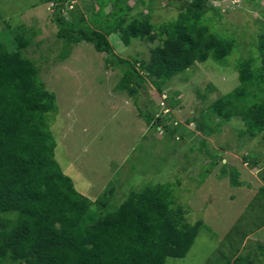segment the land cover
<instances>
[{
  "label": "rangeland",
  "instance_id": "374dc122",
  "mask_svg": "<svg viewBox=\"0 0 264 264\" xmlns=\"http://www.w3.org/2000/svg\"><path fill=\"white\" fill-rule=\"evenodd\" d=\"M204 1L208 12L202 22L218 36L233 40V52L224 65L213 59L196 62L162 83V93L155 79L141 71L145 82L134 97L118 87L122 65L127 62L141 70V62L148 61L161 38L125 44L117 27L124 15L127 23L149 16L159 32L163 24L177 19L181 5L193 0H67L62 12L67 21L76 24L85 16L91 28L111 31L112 56L98 53L87 42L65 50L50 0H0V43L14 52L17 36L29 42L25 56L57 97V112L50 115L56 158L78 192L92 201L107 192L111 205L119 206L132 191L173 183L175 206L181 207L184 220L192 225L203 221L205 226L185 258L167 259L166 264H236V257L247 255L264 264V140L240 137L245 128L240 117L212 135L205 133L219 121L216 115L208 121L210 106L240 85L237 65L262 64L257 47L264 34V0ZM139 108L156 117H171L167 125L178 132L171 136L155 131L141 118ZM199 123L205 124L204 130ZM229 232L237 236L236 242L245 235L234 256L228 252V241L223 242Z\"/></svg>",
  "mask_w": 264,
  "mask_h": 264
},
{
  "label": "trees",
  "instance_id": "16d2710c",
  "mask_svg": "<svg viewBox=\"0 0 264 264\" xmlns=\"http://www.w3.org/2000/svg\"><path fill=\"white\" fill-rule=\"evenodd\" d=\"M50 1L56 9L58 37L65 42V50L87 42L98 53L113 55L108 39L111 31L91 28L84 15L76 24L70 23L62 14L67 0ZM204 2L184 3L177 19L163 24L159 32L149 16L127 23L119 6L124 17L117 29L125 44L133 39L154 42L161 38L148 61L141 62V70L122 62L120 89L134 97L143 88L144 72L155 79L162 93V83L196 62L213 59L225 64L234 42L218 36L202 22L208 12ZM259 40L262 64L255 67L253 61H244L237 65L240 85L210 106L208 121L213 115L219 121L216 128L205 132L207 135L240 117L245 123L240 137L261 136L264 140V34ZM15 42L14 52L0 43V264H166L167 259L185 258L205 225L203 221L192 225L184 220L181 207L175 206V184L147 185L132 191L119 206L111 205L107 192L103 200L92 201L77 191L56 158L50 115L57 112V97L46 89L38 68L25 56L29 45L26 38L17 36ZM139 115L155 131L173 136L179 130L167 125L169 116L156 117L140 108ZM199 124L204 130L205 124ZM227 168L225 164L222 170ZM235 176L232 173V180ZM243 236L236 242L237 236L227 234L223 242L228 241L230 256L239 252ZM261 250L264 257V246ZM234 263L256 264L251 255L236 257Z\"/></svg>",
  "mask_w": 264,
  "mask_h": 264
},
{
  "label": "crops",
  "instance_id": "0c3cea01",
  "mask_svg": "<svg viewBox=\"0 0 264 264\" xmlns=\"http://www.w3.org/2000/svg\"><path fill=\"white\" fill-rule=\"evenodd\" d=\"M127 9L129 10V9H130V7H129V8L127 7Z\"/></svg>",
  "mask_w": 264,
  "mask_h": 264
},
{
  "label": "clouds",
  "instance_id": "9594fccd",
  "mask_svg": "<svg viewBox=\"0 0 264 264\" xmlns=\"http://www.w3.org/2000/svg\"><path fill=\"white\" fill-rule=\"evenodd\" d=\"M169 111H167V113H168Z\"/></svg>",
  "mask_w": 264,
  "mask_h": 264
}]
</instances>
